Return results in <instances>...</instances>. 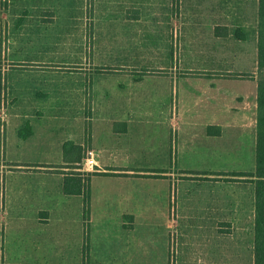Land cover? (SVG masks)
<instances>
[{"label": "rangeland", "instance_id": "obj_1", "mask_svg": "<svg viewBox=\"0 0 264 264\" xmlns=\"http://www.w3.org/2000/svg\"><path fill=\"white\" fill-rule=\"evenodd\" d=\"M57 2L55 14L49 13L48 7L29 9L31 14L26 16L23 25L17 27L16 22L23 18L19 14L23 9L18 6L24 5L23 2L0 0V6L8 5L10 12L0 16V30L6 28L5 42L0 45V51L9 54L11 60L21 54L42 61L9 62L10 81L4 83L0 94V104L5 109V112H1L3 124L6 123L8 110L11 120L9 125L12 127L13 121L21 122V133L29 126L27 118L33 119L32 123L45 119L43 122L49 123L55 131L51 142L47 143L37 138L24 141L29 136H19V129L15 139L8 129L5 149L9 162L56 164L62 158L63 144L79 137L85 142L88 138V143H93L95 150L102 147L100 159L110 167L157 171L177 165L196 169L204 165V160L208 161L206 157L209 152L204 148L206 144H210L206 141L202 124L213 117L230 123L225 128L226 143L222 140L218 145L223 146L225 143L232 148L231 152L217 154L214 167L244 173L234 174L235 176H246L254 171L253 103L256 99V85L249 76L255 70V64L252 65L248 60L251 51L253 53L251 42L256 40V29L250 21L253 17L250 12L255 6L254 0L226 1L235 8L237 5L247 11L241 17L243 25L231 30H209L212 16L205 14L204 10L212 5L217 7V0H185L183 6L186 9L195 7L203 11L202 14L193 16L194 19L200 18L199 22L186 25L185 30L177 32L164 30L160 26L158 31H146L142 29V22L132 26L131 30L128 21L117 20L120 9H158L167 5V0ZM69 2L73 7L68 6ZM70 8H73L72 11ZM92 11L93 15H89ZM70 17L74 18V24ZM234 18L238 16L234 15ZM169 36H172L171 41L166 38ZM169 42L175 43L172 60L167 56ZM71 53L74 54V62L68 59ZM227 68L232 73H225ZM238 71H241L239 75L245 76L243 82L237 77ZM69 73L73 75L68 77ZM227 74L231 78L211 77ZM169 75H175L176 78L166 79ZM210 83L215 86L211 87ZM67 87L70 89L66 91ZM48 90L51 95L45 93ZM220 96L228 106L235 105L238 111L231 115L223 107L217 109L216 106L221 105ZM242 96L244 103L239 99ZM90 106H94L93 110L89 109ZM246 114L250 115L249 120L242 126L241 117ZM111 118L119 120L113 124L120 133L116 138L108 133L111 130ZM37 141H43L42 145L37 144ZM49 144H52V150L57 148L58 153L46 159L40 150L43 152ZM7 165L12 168L16 164ZM62 165L57 164L55 167L60 168ZM81 169L82 172H88L86 164H81ZM94 169L95 166L88 168L91 171ZM17 176L21 178L13 179L12 183L21 185L30 181L28 176ZM245 178L247 181L244 180L243 192L250 200L251 189L247 186L251 182L248 176ZM153 185V188L144 185H138L137 188H147L148 192L157 193L161 189V183L155 181ZM154 201L156 208L157 200ZM73 208L71 205L70 213H73ZM15 209L16 213L18 210L24 212L25 206L17 204ZM30 212H25L24 223L31 222ZM248 212L247 216L242 217L245 221H240L241 217L237 216L235 222L228 226V234L232 237H218L211 241L205 238L214 233L206 230L205 224L179 223L180 229L173 228L169 233L172 242H169L168 252L172 262H175L177 256L189 263L197 262L196 255L204 258L200 253L207 241L219 245L216 263L211 264H253L255 215L252 206ZM28 225L30 227L31 223ZM200 225L203 229L198 228ZM2 226L0 216V260L9 264H62L72 259V250L76 251L77 241L83 235L81 223L74 221L73 217L64 216L57 228L64 236L58 240L59 245H53L52 250L39 248L36 253L33 240L38 236L40 240L49 241L50 228L44 231L45 227L35 226L23 234L24 232H16L12 225L5 230H2ZM150 226L154 228L151 233L158 244L162 233L158 229L159 224L153 222ZM142 234L137 235L139 240ZM144 235V240L151 237L149 233ZM159 254L140 248L133 261L135 264H161Z\"/></svg>", "mask_w": 264, "mask_h": 264}, {"label": "crops", "instance_id": "obj_2", "mask_svg": "<svg viewBox=\"0 0 264 264\" xmlns=\"http://www.w3.org/2000/svg\"><path fill=\"white\" fill-rule=\"evenodd\" d=\"M184 1L185 0H167V5L161 6V8L158 9L149 10L127 7L120 9V17L117 20H119L118 22H121V20L128 21L131 24L129 29L142 22L144 23L142 29H146V31L152 29L158 31L159 26L167 31L177 32L185 30L186 25L200 21V18L194 19L193 16L202 14L203 9L195 7L186 9L183 6ZM226 1L220 2L217 0V7L212 5L204 10L205 14H211L212 16V25L209 30L219 28H222V30H231L234 27L243 25L241 17L247 13L246 9L239 8L237 5L235 8ZM22 2L24 5L20 4L18 7L23 9L19 12V14H22L23 18L16 22L17 27L23 25L26 16L31 14L32 11L29 9H44L48 7L50 9L49 13L55 14V9L58 4L57 0H18V3ZM254 3L255 6L250 12L253 17L250 18V21L253 22L256 29L257 0H254ZM51 4L53 5L51 6ZM67 4L73 7L71 2ZM7 8H9L8 5L0 6V16L10 13ZM72 9L73 8H70L69 10L72 11ZM234 9L238 10L236 11ZM93 11L89 15H93ZM234 15H237L238 18H234ZM214 16H218V18ZM70 19L74 24V18L70 17ZM5 29L6 28H1L0 30V45L5 42ZM166 38L171 41L172 36ZM8 41L9 38H7V42ZM252 45L253 48L251 50H253V53L251 51L248 60L249 63L251 62L253 65L256 62V40L251 42V47ZM168 48L169 51L167 52V56L172 60L175 52V43L172 44L169 42ZM77 58H79V56H77ZM12 59L13 60H11L10 55L5 54L3 50L0 51V94L3 92L4 83H9L10 81L8 76L10 61L16 63L27 61L42 63L41 60L33 56H22L21 54H17V56L12 57ZM68 59L74 62V54H69ZM241 60H243L242 57ZM4 63L6 64L4 65ZM137 63L140 64L141 62ZM144 64L148 63L144 62ZM144 64L142 66H144ZM225 73H232V71L227 68ZM239 74H241V71L237 72V77L242 79L243 82L245 76ZM70 75H73V73H69L67 76L70 77ZM211 77L231 78L228 74L226 76L211 75ZM255 77L256 72L254 70L249 78L254 80ZM71 78H73V76H71ZM165 78L173 79L176 77L175 75H169ZM134 81L136 80H133V82ZM215 84L210 83V86L214 87ZM69 89L70 88L67 87L66 91ZM45 93L48 95L52 94L50 90ZM219 99L221 100V105L216 106L217 109L223 107L225 112L231 115L238 111L235 105L232 104L228 106L225 101L222 100L221 96ZM239 99L244 103V96ZM246 106L248 109V103H246ZM255 107L256 99L253 103V109ZM93 108L94 106L89 107V109L92 110ZM4 110L3 105L0 104V216L3 223L2 230L9 229V225H12V228L16 232H24L23 234H26L28 230L35 226L39 228L45 227L44 231L50 228L49 241H45V239L40 240L38 236L33 240L32 245L37 253L39 252V248L44 247V250H52L53 245H59L58 240L61 238L63 239L64 236L59 233L57 229L58 224L63 222L64 216L73 217L74 221L81 223L80 229L83 235L81 236V240L77 241L79 243L76 251L72 250V259L62 262V264H135L133 261L136 260L134 255L138 253L140 248L160 253L158 257L161 260V264L216 263L215 257L219 254L217 251L219 245L207 241L202 248L203 252L200 253L205 256L204 258L199 257V255H196V252H194L193 254L197 256V262L189 263L188 260L185 261L178 256L175 262H172V257H170L171 255L168 252L169 242H172L169 233L173 231V228L177 227L180 229L179 223H198L205 224L207 227L206 230H209L212 234L214 233L213 236H209V238L206 237L205 239L211 241L218 237L228 238V236L232 237L228 234V226L235 222L237 216L241 217L240 221H245L246 219L242 217L247 216L251 206L252 212L254 213V178L248 177L251 182L247 186L248 189H251V197L249 200L247 195H244L243 192L244 180L247 181L245 178L246 176L234 175L244 173L214 167L217 154L219 152H231L232 148L225 145V128H228V124L230 123L221 119H213L212 117L202 124V127L205 128L203 133L206 141L210 144H206V148H204L209 152L208 157H206L208 161L204 160V165L198 166L196 169H188L177 165H171L170 167L157 171L128 167H110L104 165L100 159L102 147H98V150H95L93 143H88V138L86 142L79 139V137L70 140L96 153V169L94 171L109 173L108 175H95L90 179V203L87 216L88 230L85 232L83 218H81V212L83 216V197L81 195H65L62 192V183L65 176L64 172H67L68 169L55 167L57 164H63L62 158L56 164L41 162L22 164L20 162L8 161L7 158L9 157L6 156L5 149V135L9 129L11 135L16 139V133L21 122L13 121V126L11 127L9 125L11 120H9L10 117L7 110V120L4 125V118L3 115H1V112ZM249 116L246 114L245 117L244 115L241 117L240 122L242 126L247 124ZM115 119L116 118H111L109 120L110 124L108 123L111 129L108 133L109 136L113 138H116L117 135L120 134L115 130L116 125H113L119 122L118 118L117 120ZM27 120L29 121L31 135L27 139H24V141L37 138L38 140L51 142V138L55 131L49 123L43 122L45 119L35 120L34 122L36 123H32L33 119L27 118ZM222 140H225L224 145H218ZM43 141H37L36 143L40 144ZM213 141L216 143L212 144ZM62 143L63 141L61 144ZM51 145L49 144L46 150L43 151L47 152L46 154H43L42 149L40 150L41 154L47 157L46 159L58 153L57 148L52 150ZM7 164L16 165H12L13 167L11 168L10 165ZM78 170L82 173V169ZM87 171L91 170L87 169ZM18 174L28 176L27 179H30V181L27 180L26 183L21 185L12 183L11 181L13 179L17 180L21 178L17 176ZM155 181L161 183V189L157 193L148 192L147 188L145 190L137 188L138 185L153 188ZM154 199L157 200L155 205L156 208H154ZM250 202H252L251 206ZM17 204H24V212H20V210H18L17 213L15 212V206ZM71 205L74 206L73 213H70ZM27 210L31 211V216L29 217L31 220V222H29L31 223L30 227L28 225L29 223H24L23 221ZM16 221L18 225H16ZM153 222L159 224L158 229L162 232L160 237L161 241L158 244H156L157 240L155 242V236L151 233L153 227L150 226V223ZM198 228L203 229V226L200 225ZM141 232L143 234L141 240H139L137 235L139 236ZM148 233L151 237L144 240V234ZM83 247H85L84 250ZM193 251L195 250L193 249ZM0 264L9 263L2 259L0 260Z\"/></svg>", "mask_w": 264, "mask_h": 264}, {"label": "trees", "instance_id": "obj_3", "mask_svg": "<svg viewBox=\"0 0 264 264\" xmlns=\"http://www.w3.org/2000/svg\"><path fill=\"white\" fill-rule=\"evenodd\" d=\"M256 107H255V166L254 171L246 176L254 178V236L253 264H264V0H257L256 24ZM25 132L19 136L28 137L31 129L26 126ZM87 149L72 141L62 146L61 168H67L62 183L65 195H81L83 197V223L87 232V216L90 203V179L95 175H108L107 172H79L81 163L86 157ZM85 247H83V250Z\"/></svg>", "mask_w": 264, "mask_h": 264}, {"label": "built area", "instance_id": "obj_4", "mask_svg": "<svg viewBox=\"0 0 264 264\" xmlns=\"http://www.w3.org/2000/svg\"><path fill=\"white\" fill-rule=\"evenodd\" d=\"M95 159H96V153L92 150H87L86 151V157L84 158V162L82 164L87 165V169L95 166Z\"/></svg>", "mask_w": 264, "mask_h": 264}]
</instances>
